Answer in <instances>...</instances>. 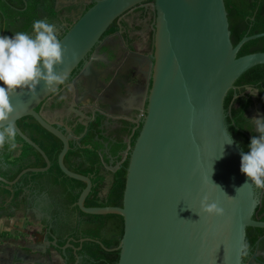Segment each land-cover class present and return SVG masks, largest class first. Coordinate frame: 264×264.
<instances>
[{"label": "water", "instance_id": "water-1", "mask_svg": "<svg viewBox=\"0 0 264 264\" xmlns=\"http://www.w3.org/2000/svg\"><path fill=\"white\" fill-rule=\"evenodd\" d=\"M148 1H153L155 11L152 85L129 155L122 206L86 207L92 181L65 166L70 137L37 109L118 18ZM263 37L264 33L246 36L234 46L224 0H94L60 39L64 52L56 70L63 79L52 88L40 83L17 91L10 98L9 120L0 122L11 123L46 166L24 170L13 182L0 177V182L12 186L27 173H45L51 167L45 152L17 125L32 117L62 142L61 171L85 183L76 203L80 211L123 218L122 239L109 250L119 252L118 264H242L247 229L264 228V223L252 219L258 204L253 186L236 192L247 178L240 172L243 150L228 130L224 103L244 73L264 65V52L238 57L246 43ZM88 66L82 77L94 67ZM231 138L233 143H226ZM205 199L221 206L223 215H207L201 207ZM61 259L68 264L65 249Z\"/></svg>", "mask_w": 264, "mask_h": 264}, {"label": "flooded vegetation", "instance_id": "flooded-vegetation-1", "mask_svg": "<svg viewBox=\"0 0 264 264\" xmlns=\"http://www.w3.org/2000/svg\"><path fill=\"white\" fill-rule=\"evenodd\" d=\"M1 2L6 4L0 6V35L10 36L23 31L24 19L18 17L17 23L9 25L8 14L13 11L25 12L29 1ZM33 2L43 3L42 19L55 25L56 35L60 39L93 5L94 0H32ZM17 3H24L25 7L17 8ZM47 3H54L57 17L53 20H49L44 10ZM61 3H65V8ZM154 31L153 1L128 11L113 23L61 88L37 109L45 121L70 137L72 149L90 153L86 155L82 152L75 156L72 165L94 166L99 170L103 177L99 192L101 200L108 198L115 176L129 161L143 125L152 85ZM89 64L94 65L91 73L82 77ZM247 91L253 101V106L246 114L247 118H253L250 110L258 105L261 106V116H264V97L259 95L257 88L247 87ZM33 137L42 141L44 134L35 132ZM12 150L20 152L18 145ZM21 178L15 184L18 186L12 190L11 196H0L1 216L13 209L23 216V213L32 211L31 207L40 209L41 215H31L43 224V235L39 240L42 244H47V253L56 251L61 257L62 249H65L68 264H97L83 251V245L85 242L102 245L101 241L89 238L84 233L98 225L87 223V219L78 212L66 211L59 200L50 198L40 186L37 187L33 182L24 185L20 182ZM12 186L7 187L12 189ZM106 186L108 188L104 192ZM18 190L20 193L15 198ZM255 195L258 204L252 219L264 223V190H255ZM44 216L46 218L43 219ZM114 229V224L107 223L101 232L109 237ZM53 242L57 243V247L53 246ZM77 243L80 245L76 246ZM102 248L110 252L104 246ZM242 264H264V228L247 229Z\"/></svg>", "mask_w": 264, "mask_h": 264}, {"label": "trees", "instance_id": "trees-1", "mask_svg": "<svg viewBox=\"0 0 264 264\" xmlns=\"http://www.w3.org/2000/svg\"><path fill=\"white\" fill-rule=\"evenodd\" d=\"M28 6L25 12H10L9 25L17 23L18 17L24 19L23 31L31 32L32 23L35 19H42L41 11L43 3H32L28 0ZM228 13V20L231 31V41L236 46L244 37L253 36L264 33V0H224ZM0 0V6H5ZM14 4V3H13ZM20 4V5H19ZM17 8H24V3L15 4ZM7 8V7H6ZM49 20L57 17V12L54 8V3H47L44 7ZM64 36V35H63ZM62 36V37H63ZM61 39V38H60ZM59 39V40H60ZM264 52V37L246 43L240 50L238 57L245 55ZM248 88H257L259 95L264 97V65L256 66L244 73L235 83L234 89L229 91L225 98V111L228 130L234 140L239 144L243 151L247 150V145L250 142V137L253 132L247 130L251 128L250 122L247 120L246 114L253 106ZM264 104V102H263ZM38 111V110H37ZM19 129L28 138L45 152L51 162L50 169L45 173H27L20 182L24 185L30 182L35 183L37 187H41L47 192L50 198L60 201L61 207L68 212H78V214L87 219V223L98 225L95 229L84 231L87 237L101 241L102 245L112 250L118 247L123 233L124 220L117 215H88L84 214L77 207L76 203L84 188L85 183L73 180L67 177L58 165V157L62 151L63 144L52 134L43 129L38 122L32 117H25L17 122ZM43 133L42 141L34 139L33 134ZM15 143L19 146L20 152L9 150L7 145H0V177L7 181H14L18 175L27 169L44 168L46 162L39 152H37L29 144L25 143L17 134ZM88 151H79L72 149L65 157V166L72 172L87 176L91 179L93 188L86 199V207H121L125 190L126 172L128 162L115 176V180L110 189L109 196L106 200L99 198V192L103 185V177L100 176L99 170L94 166L87 167L83 164L73 167L72 159ZM84 154V153H83ZM18 185L12 186V189L0 182V196L8 198L12 195V190ZM20 190L15 192L14 197L17 198ZM107 223L114 224L115 229L109 237H105L101 229ZM1 238H9L8 232L0 234ZM61 244V243H60ZM80 244L77 243L76 246ZM83 251L97 264H118L119 252L105 251L99 244L85 242Z\"/></svg>", "mask_w": 264, "mask_h": 264}, {"label": "clouds", "instance_id": "clouds-1", "mask_svg": "<svg viewBox=\"0 0 264 264\" xmlns=\"http://www.w3.org/2000/svg\"><path fill=\"white\" fill-rule=\"evenodd\" d=\"M63 52L55 25L44 19H35L30 33L17 31L10 36L0 35V122L9 120L13 110L10 98L17 91L40 83L52 88L63 79L56 70L62 62ZM247 120L251 124L247 130L254 134L247 150L241 152L240 172L247 179L236 192L249 184L255 190H264V116ZM16 134L11 123H4L0 126V145H7L9 150L15 149ZM226 143L232 144V138ZM222 156L223 150L220 153ZM201 207L210 216H222L224 213L216 202L206 199Z\"/></svg>", "mask_w": 264, "mask_h": 264}, {"label": "rangeland", "instance_id": "rangeland-1", "mask_svg": "<svg viewBox=\"0 0 264 264\" xmlns=\"http://www.w3.org/2000/svg\"><path fill=\"white\" fill-rule=\"evenodd\" d=\"M62 7L65 8V3H61ZM73 17V15H72ZM261 106L258 105L257 107H253L250 110V115L254 117H260L261 116ZM107 186L104 187V192L107 190ZM32 206V205H31ZM32 211L28 213H23L26 219L22 220V226H14L13 230L11 232H8L10 234V237L7 239L5 244L3 245L2 242H0V250L3 249H10V257L11 259H14L13 256H17L21 254V256L25 259L26 262H29L30 258H36L41 259L42 257H37L35 253L28 254L26 252L27 248L25 249V246H33L37 245L38 247H43L41 241L39 240V237H42L43 235V224L37 223L35 217L31 215V213L34 214H40V209H34L31 207ZM30 214V215H27ZM46 218L45 216L43 219ZM39 236V237H38ZM55 257H58V260L55 259ZM19 257H16L18 259ZM43 259V258H42ZM39 261V260H38ZM46 263L43 264H57V261H61L58 264H64L63 260L61 259L59 253L56 251L48 252V256H46V259L44 260Z\"/></svg>", "mask_w": 264, "mask_h": 264}, {"label": "crops", "instance_id": "crops-1", "mask_svg": "<svg viewBox=\"0 0 264 264\" xmlns=\"http://www.w3.org/2000/svg\"><path fill=\"white\" fill-rule=\"evenodd\" d=\"M23 219H26L25 216H23L20 212L14 211V209L4 216H1L0 214V234L3 232H11L14 226H22ZM7 239L8 238L0 237V242H2V244L4 245ZM42 245L43 247H38L37 245L25 246V249L27 248L26 252L28 254L35 253L37 257L41 256L43 258V259L42 258L38 259L39 261L36 258H30L29 262H26L25 259L21 256V254L17 256H13L14 259H11L10 249H3V250H0V264H43V263H46V261L44 260L46 259V256H48L47 244H42ZM2 246H0V248H2ZM16 257H19V258L16 259ZM55 259L58 260V257H55ZM60 262L57 261V264Z\"/></svg>", "mask_w": 264, "mask_h": 264}]
</instances>
